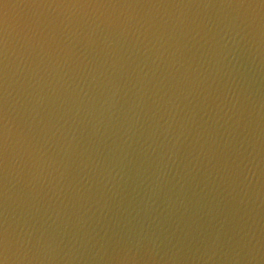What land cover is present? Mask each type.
Listing matches in <instances>:
<instances>
[{
	"label": "water",
	"instance_id": "obj_1",
	"mask_svg": "<svg viewBox=\"0 0 264 264\" xmlns=\"http://www.w3.org/2000/svg\"><path fill=\"white\" fill-rule=\"evenodd\" d=\"M0 264H264V0H0Z\"/></svg>",
	"mask_w": 264,
	"mask_h": 264
}]
</instances>
